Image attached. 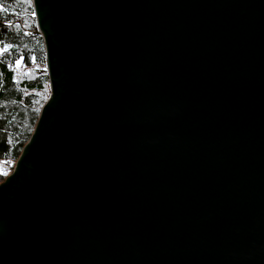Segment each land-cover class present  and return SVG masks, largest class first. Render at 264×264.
I'll list each match as a JSON object with an SVG mask.
<instances>
[{
  "label": "water",
  "instance_id": "obj_1",
  "mask_svg": "<svg viewBox=\"0 0 264 264\" xmlns=\"http://www.w3.org/2000/svg\"><path fill=\"white\" fill-rule=\"evenodd\" d=\"M31 6L49 95L0 264H264V0Z\"/></svg>",
  "mask_w": 264,
  "mask_h": 264
},
{
  "label": "trees",
  "instance_id": "obj_2",
  "mask_svg": "<svg viewBox=\"0 0 264 264\" xmlns=\"http://www.w3.org/2000/svg\"><path fill=\"white\" fill-rule=\"evenodd\" d=\"M32 13L31 0H0L1 161L16 159L48 96L47 94L38 105L33 100L35 92L48 88L45 72L21 78L13 77L12 65L18 60L24 65L31 61L44 62L42 39L34 32Z\"/></svg>",
  "mask_w": 264,
  "mask_h": 264
},
{
  "label": "rangeland",
  "instance_id": "obj_3",
  "mask_svg": "<svg viewBox=\"0 0 264 264\" xmlns=\"http://www.w3.org/2000/svg\"><path fill=\"white\" fill-rule=\"evenodd\" d=\"M12 70H13V77L21 78V77H26L30 75H35L37 73L45 72V66H44V62L37 63L31 61L28 65H24L21 62L17 64L16 61L12 65ZM47 94L49 95V89L47 87L44 89V91L35 92L33 98L35 104L38 105ZM13 163L14 161H10V160H6V161L0 160V169L2 174V178H0V181L11 171Z\"/></svg>",
  "mask_w": 264,
  "mask_h": 264
},
{
  "label": "snow or ice",
  "instance_id": "obj_4",
  "mask_svg": "<svg viewBox=\"0 0 264 264\" xmlns=\"http://www.w3.org/2000/svg\"><path fill=\"white\" fill-rule=\"evenodd\" d=\"M6 50V49H5ZM20 63V61H17V64H19Z\"/></svg>",
  "mask_w": 264,
  "mask_h": 264
},
{
  "label": "built area",
  "instance_id": "obj_5",
  "mask_svg": "<svg viewBox=\"0 0 264 264\" xmlns=\"http://www.w3.org/2000/svg\"><path fill=\"white\" fill-rule=\"evenodd\" d=\"M14 164V163H13Z\"/></svg>",
  "mask_w": 264,
  "mask_h": 264
}]
</instances>
